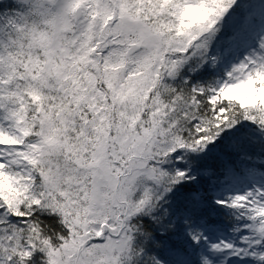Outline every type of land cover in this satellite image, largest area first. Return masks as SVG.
<instances>
[{"label": "snow or ice", "instance_id": "1", "mask_svg": "<svg viewBox=\"0 0 264 264\" xmlns=\"http://www.w3.org/2000/svg\"><path fill=\"white\" fill-rule=\"evenodd\" d=\"M0 264H264V0H0Z\"/></svg>", "mask_w": 264, "mask_h": 264}]
</instances>
